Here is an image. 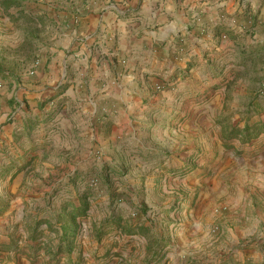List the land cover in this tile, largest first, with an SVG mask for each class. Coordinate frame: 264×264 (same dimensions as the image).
Here are the masks:
<instances>
[{
	"label": "rangeland",
	"instance_id": "374dc122",
	"mask_svg": "<svg viewBox=\"0 0 264 264\" xmlns=\"http://www.w3.org/2000/svg\"><path fill=\"white\" fill-rule=\"evenodd\" d=\"M112 1L0 0V264H264V53L244 48L263 2L210 0L220 20L179 28L188 45L147 71L133 108L97 110L121 131L76 145L56 133L53 51L82 9ZM114 65L112 92L128 71Z\"/></svg>",
	"mask_w": 264,
	"mask_h": 264
},
{
	"label": "crops",
	"instance_id": "0c3cea01",
	"mask_svg": "<svg viewBox=\"0 0 264 264\" xmlns=\"http://www.w3.org/2000/svg\"><path fill=\"white\" fill-rule=\"evenodd\" d=\"M261 2L264 5V0H257L256 12ZM222 4L210 0H140L120 4L119 0H113L105 11L100 6L82 9L75 21H68V25L75 23V29L72 31L68 27L53 51L58 54L61 81L67 85L61 95L66 105L59 133L56 132L58 138L62 136L77 145L82 138L92 139L99 129L106 130L110 136L121 131L117 122L112 123L110 129H102L106 119L100 120L97 116L100 106L109 104L114 98L118 108H133L135 94L149 84L147 71L164 69L168 56L176 60L188 45L178 36L179 28L188 29L187 26L194 25L195 21L198 25H209L217 19ZM194 29L191 39L196 38L197 29ZM251 45H259V53H264V34L248 38L244 48ZM148 49L155 57L152 68L147 65L150 60L144 56ZM124 60L128 71L122 76L117 91L112 92L107 85L110 68L114 64L119 67ZM54 61L51 59L49 64ZM30 90L37 98L47 91L43 84L30 87ZM71 105L74 111H70ZM132 132L135 134L134 129Z\"/></svg>",
	"mask_w": 264,
	"mask_h": 264
}]
</instances>
